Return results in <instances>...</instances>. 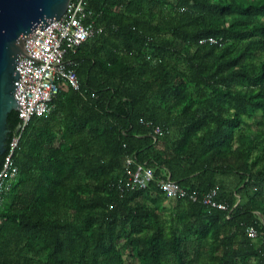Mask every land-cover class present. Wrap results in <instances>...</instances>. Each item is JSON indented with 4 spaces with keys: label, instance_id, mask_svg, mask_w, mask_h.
<instances>
[{
    "label": "trees",
    "instance_id": "obj_1",
    "mask_svg": "<svg viewBox=\"0 0 264 264\" xmlns=\"http://www.w3.org/2000/svg\"><path fill=\"white\" fill-rule=\"evenodd\" d=\"M86 2L103 32L69 56L59 128L21 134L0 264H264V0ZM128 158L154 171L146 189L119 190ZM167 177L198 200L167 199Z\"/></svg>",
    "mask_w": 264,
    "mask_h": 264
},
{
    "label": "built area",
    "instance_id": "obj_2",
    "mask_svg": "<svg viewBox=\"0 0 264 264\" xmlns=\"http://www.w3.org/2000/svg\"><path fill=\"white\" fill-rule=\"evenodd\" d=\"M91 15L86 0H70L60 19L24 41L25 54L18 59L16 65L19 75L14 89V98L20 104L16 110L20 124L0 163V207L18 175L13 158L19 148L23 130L33 118L47 117L53 112L52 101L59 95L62 87L79 89L76 74L79 64L69 56L76 54L78 48L88 39L103 32L102 27L88 21ZM209 41L214 43L212 39ZM142 123L145 128L152 129L155 137L163 134L162 129L154 127L151 122ZM125 175L126 179L118 184L122 193L144 190L155 181L154 171L132 158L126 160ZM156 184L169 200H198L195 192L184 190L169 177L157 180ZM215 198L216 191L211 190L199 200L205 206L226 210V206L216 202ZM246 233L250 239L257 237V232L252 227Z\"/></svg>",
    "mask_w": 264,
    "mask_h": 264
},
{
    "label": "water",
    "instance_id": "obj_3",
    "mask_svg": "<svg viewBox=\"0 0 264 264\" xmlns=\"http://www.w3.org/2000/svg\"><path fill=\"white\" fill-rule=\"evenodd\" d=\"M70 0H0V158L5 154L8 115L20 104L14 98L16 65L24 41L60 19Z\"/></svg>",
    "mask_w": 264,
    "mask_h": 264
},
{
    "label": "crops",
    "instance_id": "obj_4",
    "mask_svg": "<svg viewBox=\"0 0 264 264\" xmlns=\"http://www.w3.org/2000/svg\"><path fill=\"white\" fill-rule=\"evenodd\" d=\"M70 88L62 87L60 94H66ZM60 108H63L64 110H68L70 107L69 101H61L59 103ZM58 116H54V118H39V132H46L47 130L53 129L57 130L59 128V123L57 120ZM59 118V117H58ZM61 119V118H60ZM38 127L36 126V129Z\"/></svg>",
    "mask_w": 264,
    "mask_h": 264
}]
</instances>
